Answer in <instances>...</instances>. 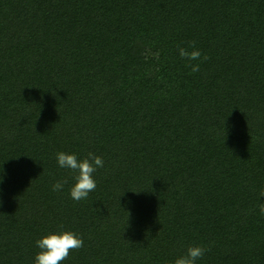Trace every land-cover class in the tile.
Listing matches in <instances>:
<instances>
[{
  "label": "trees",
  "instance_id": "trees-1",
  "mask_svg": "<svg viewBox=\"0 0 264 264\" xmlns=\"http://www.w3.org/2000/svg\"><path fill=\"white\" fill-rule=\"evenodd\" d=\"M57 152L103 159L86 199ZM0 176V264H264V0H0Z\"/></svg>",
  "mask_w": 264,
  "mask_h": 264
},
{
  "label": "clouds",
  "instance_id": "clouds-1",
  "mask_svg": "<svg viewBox=\"0 0 264 264\" xmlns=\"http://www.w3.org/2000/svg\"><path fill=\"white\" fill-rule=\"evenodd\" d=\"M179 56L188 62L193 73L200 70V65L192 63L201 58V51L196 47L195 41H189L188 47L178 48ZM207 59V56H204ZM56 161L60 168L68 169L75 173L74 184L70 188V196L73 200L80 201L86 199L90 192L96 188V181L93 173L97 168L104 166V161L100 156L91 152L83 159H78L75 154L57 152ZM3 176H0V183ZM67 181H57L53 184V191H60ZM264 196V192L261 193ZM2 203V201H0ZM260 213L264 215V203L260 204ZM83 239L75 232L70 230H59L49 232L35 241L39 251L35 254L34 264H62L73 250L83 247ZM208 249L193 245L186 249V252L167 264H196Z\"/></svg>",
  "mask_w": 264,
  "mask_h": 264
}]
</instances>
